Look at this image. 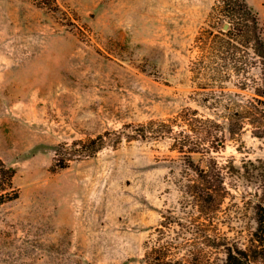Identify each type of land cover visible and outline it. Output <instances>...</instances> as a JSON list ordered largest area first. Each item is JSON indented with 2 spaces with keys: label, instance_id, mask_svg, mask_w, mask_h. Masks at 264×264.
<instances>
[{
  "label": "rangeland",
  "instance_id": "obj_1",
  "mask_svg": "<svg viewBox=\"0 0 264 264\" xmlns=\"http://www.w3.org/2000/svg\"><path fill=\"white\" fill-rule=\"evenodd\" d=\"M215 2L55 0V11L52 0H0V157L19 190L0 206V264H146L145 242L161 215L194 212L183 159L172 137L113 145V133L151 121L164 131L160 122L186 109L218 125L213 144L204 132L190 133L194 143L238 170L226 177L217 229L249 239L261 196L251 172L264 160V138L247 118L259 69H248L244 89L197 70L194 38ZM246 2L264 31V0ZM229 121L242 129L229 134ZM106 132L94 156L74 152L72 142ZM64 143L63 161L55 151ZM204 158L193 155L202 166Z\"/></svg>",
  "mask_w": 264,
  "mask_h": 264
},
{
  "label": "trees",
  "instance_id": "obj_2",
  "mask_svg": "<svg viewBox=\"0 0 264 264\" xmlns=\"http://www.w3.org/2000/svg\"><path fill=\"white\" fill-rule=\"evenodd\" d=\"M52 1L55 11H60L55 0ZM193 49L200 54L197 70L206 74L205 80L209 82L219 81L221 84L236 78L244 89L249 81L248 69L258 67V79L250 80L255 97L248 106L247 118L252 133L264 138V31L256 12L246 0H216L208 21L194 38ZM248 50L252 55L250 59ZM195 115L196 111L186 109L176 118L160 122L164 131H154L155 122L151 121L148 125H124L123 131L113 133L116 136L113 145L123 138L132 141L156 133V136L172 137L174 150L183 159L185 200L194 212L178 216L167 210L162 214L145 242L143 260L146 264H264V160H258L251 172V176L261 183V196L254 207L255 227L244 242L232 239L217 229L215 218L223 201L230 195L226 177L236 175L238 170L234 165H222L208 155L205 143H194L190 133L204 132V137L213 144L217 133L210 129L218 126ZM183 126L186 129L174 131V127ZM241 129L242 126L228 122L229 134H237ZM109 135L106 132L74 141L71 145L79 156L92 157L107 144ZM67 146L66 143L60 144L55 151L63 161ZM197 153L203 158L206 156L203 166L193 159ZM14 176V168L0 157V206L19 197Z\"/></svg>",
  "mask_w": 264,
  "mask_h": 264
}]
</instances>
